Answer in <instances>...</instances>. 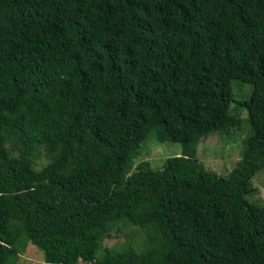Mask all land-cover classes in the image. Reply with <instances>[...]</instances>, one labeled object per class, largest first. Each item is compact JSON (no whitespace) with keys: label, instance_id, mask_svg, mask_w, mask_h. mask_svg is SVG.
I'll use <instances>...</instances> for the list:
<instances>
[{"label":"trees","instance_id":"obj_1","mask_svg":"<svg viewBox=\"0 0 264 264\" xmlns=\"http://www.w3.org/2000/svg\"><path fill=\"white\" fill-rule=\"evenodd\" d=\"M232 103L248 132L219 176L193 147ZM146 139L181 153L131 171ZM263 169L264 0H0V264H264ZM122 226L143 247H103Z\"/></svg>","mask_w":264,"mask_h":264},{"label":"rangeland","instance_id":"obj_2","mask_svg":"<svg viewBox=\"0 0 264 264\" xmlns=\"http://www.w3.org/2000/svg\"><path fill=\"white\" fill-rule=\"evenodd\" d=\"M233 99L244 100L250 94L249 85H231ZM230 114L238 121L234 126L225 128L222 131L209 133L201 136L195 143L194 160L207 171H211L219 176H225L234 166L238 159V152L242 140L248 132L247 113L244 109H239L234 103L229 106ZM150 138V137H149ZM152 139V138H151ZM146 139L142 152L132 162L133 167L146 161L152 170H159L165 159L178 156L181 153V146L178 143L157 142ZM47 158L44 154L34 160L33 169L39 170L45 166ZM251 185L256 188V192L245 197L248 206L264 207V169L258 171L251 178ZM122 232H118L109 239L102 241V246L113 250L122 249L126 243L136 247H143V232L134 227L122 226ZM15 264H43L42 253L32 245L18 252ZM78 264H86L79 262Z\"/></svg>","mask_w":264,"mask_h":264}]
</instances>
